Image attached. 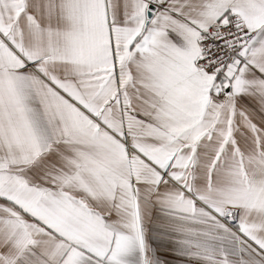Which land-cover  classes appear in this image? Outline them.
<instances>
[{
  "label": "snow or ice",
  "instance_id": "obj_1",
  "mask_svg": "<svg viewBox=\"0 0 264 264\" xmlns=\"http://www.w3.org/2000/svg\"><path fill=\"white\" fill-rule=\"evenodd\" d=\"M0 264H264V0H0Z\"/></svg>",
  "mask_w": 264,
  "mask_h": 264
}]
</instances>
